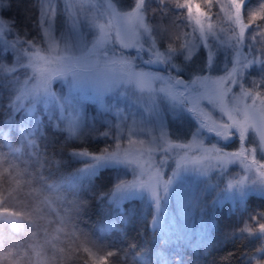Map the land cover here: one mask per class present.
Here are the masks:
<instances>
[{
	"label": "snow or ice",
	"instance_id": "1",
	"mask_svg": "<svg viewBox=\"0 0 264 264\" xmlns=\"http://www.w3.org/2000/svg\"><path fill=\"white\" fill-rule=\"evenodd\" d=\"M63 3V10L67 16V21L70 26V31L61 35L63 48L60 47V42L52 34V25L57 16V6ZM208 9L213 6V0H205ZM246 0H229L227 5H220V13H223L221 20L226 19L229 25L228 29L219 28L214 30V26L209 23L207 28L200 17L210 20L211 16L208 11H202L200 4H193L191 0H133L131 11L113 12L105 23H97L92 21L94 27L98 29L96 40L92 41V48L89 49L84 43L83 34L77 29L76 11L78 8H83V2L80 0H38L39 17L38 27L40 35L38 38L28 39L27 35L21 36L19 31L14 27V21L5 22L0 18V40L4 38L5 24L12 31L7 35L12 37L4 48L0 50L6 59L7 55L15 53V63L11 66L0 62V73L10 74V78L14 81L18 79L17 73L22 72L26 79L22 82L20 95L10 97L8 103L4 106L7 113L4 121V127H0V141L5 142V146L9 148L7 155L19 159L20 156L26 157L21 162L25 165L24 170H18L17 165L13 161L5 159L3 154H0V165L8 164L11 172L17 175H27L33 178L40 185L43 191L47 193H57V200H52L51 196H47L42 200V204L46 207L40 211L50 209L51 204L59 203L61 205L60 212L62 215L57 217L56 223L61 227L55 231L60 233L63 231V226L70 224L72 219L71 207L66 206L61 197H59L60 185L58 183L49 184L52 171L48 165L52 160L47 154V144H42L41 141L46 140L44 131L45 125L40 115H34L35 102L43 101L45 104L51 102L56 112H47L45 116L48 122L55 128H59L56 121L65 119L64 113L71 109L76 115L68 118L69 136L73 135L83 123V116L77 103H73L75 99L74 92H91V95H85L84 99H89L101 104L102 112H108L110 109L103 106V96L108 92L113 91L118 87L116 80L110 78L106 74V70L110 64L122 63L129 68L136 70L125 74V78L134 79L142 92H147L150 97L158 96L163 93L164 96L172 100L173 109L176 107V102L179 101L181 106L190 103L192 105L188 110L199 120V128L194 134L193 139L200 136L202 130L214 134L220 138L224 145L235 138L239 142L238 150L225 152L223 146L213 145L211 149H204L202 142H199V147L196 151L211 152L213 155L221 157V163H239L243 166L246 172H252L256 167L264 168L256 159L257 152L261 153L260 160H264V59H258L255 53L259 51L261 56H264V40L258 39L255 35L258 29H264V25H258L251 33L246 31L252 28L258 20L264 21V2H261L256 10L250 11L245 20L244 5ZM155 4V8H153ZM111 7V6H110ZM195 8L196 16H193ZM186 9L187 15L184 16L179 10ZM182 17V21H193L190 25L185 24V27H191V33H184L185 39H181V34L171 32L166 28L164 21L169 19L168 14ZM217 13V15H220ZM151 14V15H149ZM157 14L159 19H157ZM110 27L111 32H106L105 29ZM223 32L225 36H220L218 33ZM193 33H198V36H193ZM112 36V41L108 37ZM260 36L264 37V31H260ZM146 37V39H145ZM190 38V39H188ZM210 40H215L216 43H210ZM247 41V42H246ZM256 41L262 46L257 49L252 42ZM112 43V47H105L100 53V59L94 63L90 61V57L95 54L96 50L102 45ZM119 45V52L116 51L115 45ZM145 44L148 45L145 48ZM160 47H157V45ZM206 48V59L198 71L199 74H194L190 81H185L178 78L182 71L180 67L173 62L176 53L183 54L185 61H191L193 55L198 48ZM163 48V51L161 50ZM214 49L222 50L228 56V63L225 64L223 75H204L203 73H211L215 71L213 62L217 56ZM79 52L80 54L73 55L72 53ZM112 53L110 56L109 53ZM146 55L148 58L143 59ZM118 57V60L115 59ZM137 59H142L143 65L149 66L147 70L139 64H134ZM27 61V63H25ZM103 61V64L101 63ZM152 66H156L157 70H153ZM28 69H31L29 73ZM255 71V74L253 70ZM177 72V76H172L171 72ZM69 74L71 78H69ZM36 81V84L29 87V81ZM56 81H63L68 85V94L57 95L53 91V84ZM159 81L162 87H154ZM199 84L204 91L193 94V86ZM183 89V91H181ZM233 89H236L234 91ZM187 93V95H185ZM31 97L32 106L25 108L22 103L14 102L21 101L24 98ZM207 100L214 109H218L221 117L214 118L211 112L205 111L200 107L202 100ZM152 109L158 113L155 99L152 101ZM119 112V109H116ZM23 113L21 119H15L18 113ZM58 113V115L56 114ZM121 119H124L121 116ZM108 122V121H107ZM94 123V121H93ZM109 130L100 133L105 137L113 136L114 143L106 146L96 155L86 148L73 151L71 154L74 157L87 158L94 162V165L99 164H126L133 166L139 170L140 175L144 174V166L140 159H132L129 157L127 150L120 147L121 136L119 133V124L108 122ZM115 128L113 135L112 129ZM15 129L19 135L20 145L15 146L10 141V132ZM258 135V145L256 147H246V142L249 141V135ZM161 144L156 148H148L146 150L149 160H151L154 151L157 149L165 153L164 159L167 158V152L170 148H178L187 150L192 148V144L177 143L171 144L167 139V133L163 126L160 127V135L158 137ZM131 138L128 139L129 144L136 143ZM143 143V141H139ZM168 145V147H164ZM144 153H140L143 156ZM248 156H252L251 161ZM89 166H85V171ZM163 167L161 162L160 168ZM180 164H177V170L173 171V178L180 174ZM160 168L156 169L155 182L145 183L143 181H122L120 182L113 196L117 192L139 191L149 194L152 201L155 203L157 211L161 207V201L166 200L169 194L173 180L163 182L161 191L162 173ZM223 170V169H222ZM11 172L9 175H11ZM47 173V176H45ZM264 178V172L260 173ZM247 177H242L235 183L229 182L227 190L237 189V192L246 194L249 190ZM251 185H259L260 190L264 191V179L259 183L252 180ZM241 211L244 206H241ZM8 210L4 209L6 213ZM15 217L22 213H11ZM53 215H57L53 213ZM257 217L259 219H257ZM258 223L259 227H254L248 221ZM5 225L11 224L12 230H0V254L11 260L17 259L21 254V249H28L31 245L28 259L34 260L35 264H40V251L42 244L40 235H33L32 229L41 228L40 224L29 223L22 226L20 221L14 219H5L2 221ZM155 224V221H153ZM27 229V238L23 241L16 239V234ZM43 246L49 244V236L51 233H43ZM75 238V232L70 233ZM233 238L241 240H250L259 237V244L254 252H246L245 264H264V211H258L255 215L249 214L245 219L244 224L239 229H234L230 234ZM55 239V237H53ZM131 247V246H130ZM57 249V254H59ZM85 252L91 253L89 248H84ZM122 251L113 252L109 250L106 255L95 261L94 264H108L109 258L113 255H120Z\"/></svg>",
	"mask_w": 264,
	"mask_h": 264
},
{
	"label": "rangeland",
	"instance_id": "2",
	"mask_svg": "<svg viewBox=\"0 0 264 264\" xmlns=\"http://www.w3.org/2000/svg\"><path fill=\"white\" fill-rule=\"evenodd\" d=\"M126 1V0H125ZM79 3L80 0H77ZM83 8H78L76 15L77 29L83 34L84 43L89 49L92 48V41L96 40L98 36V29L93 26L92 21L97 23H105L113 10L117 13L123 11H131L130 9H124L117 6L113 0H82ZM131 6H133V0H130ZM229 0H218V4L215 7L213 13L209 14L211 19H205L200 17L207 28V25L211 23L214 26V30L219 28L228 29L229 25L226 19L221 20L223 13H220V5H227ZM111 6V7H110ZM57 16L52 25V34L60 42V47L63 48V41L61 35L70 31V26L67 21V16L63 10V3L57 6ZM220 13V15H217ZM39 4L38 0H0V18L5 22L14 21V27L19 31L21 36L27 35L28 39L38 38L40 35V29L38 27L39 17ZM193 16H196L195 8L193 9ZM193 21H189L191 24ZM192 30V29H191ZM254 29L249 28L246 31V38L248 33H251ZM12 31L5 24V35L0 40V50H2L6 43L9 42L12 37L7 35ZM106 32H111L112 29L107 27ZM192 32V31H191ZM220 36H225V33L219 32ZM193 36H198V33H193ZM255 35L258 39L264 40V37L260 36V30H257ZM113 37L109 36L108 40L112 41ZM146 39V37H145ZM190 39V38H188ZM247 42V41H246ZM210 43L215 44V40H210ZM259 49L262 45L256 41L252 42ZM112 43L102 45L97 49L95 54L90 57L91 62H95L100 59V53L103 48H111ZM116 51L119 52V45L116 44ZM148 45L145 44V48ZM157 47H160L158 44ZM162 50V48H161ZM200 50L203 52H200ZM206 48H198L194 55L198 53L201 57H206ZM217 52V56L213 62L214 72L203 73L204 75H223L225 64L228 63V56L222 50ZM7 55L6 59L3 53L0 52V62L11 66L15 63V53ZM73 55H79V52L72 53ZM111 56L112 53L110 52ZM193 55V57H194ZM258 59H264L259 51L255 53ZM184 58L180 52L176 53L173 60L175 64L178 58ZM192 57V58H193ZM202 57V58H203ZM143 59L148 57L144 55ZM118 60V57H115ZM205 60V59H204ZM27 63V61H25ZM103 64V61H101ZM204 63V61H203ZM134 64H139L146 70L149 66L143 65L142 59H137ZM181 69L183 67L179 66ZM153 70H157L155 66H152ZM184 69V68H183ZM136 70L135 68H129L122 63L110 64L106 70L107 76L114 79L118 83V87L113 91L108 92L103 96V106L109 108L108 112H102L101 104L89 99H84L85 95H91V92H74L75 99L73 103H78L81 114L83 116V123L75 133L69 136L68 118L74 117L76 114L69 109L64 113L65 119L63 121H56L59 124V128L55 129L49 122L45 114L47 112H56L51 102L45 104L43 101L35 102L34 115H40L45 125L44 131L46 133V140L41 141L42 144H49L57 140L74 141L76 145H79L83 140H99L105 147L114 143L113 136L105 137L100 135L104 131H108L109 124H119V135L121 136L120 147L123 150H127L129 157L132 159H140V162L144 166V174L140 175L139 170L134 169L133 166L126 164H99L94 165V162L87 159L88 170L85 171V166L77 173L72 175L64 184L67 187H71L75 190L86 189L89 192H101L102 190L110 191V200L120 206H126L127 210L122 213L118 219L112 224L95 231L96 240L101 243H112L115 240H119L124 235V230L128 223L129 218L133 213L134 205L132 200H141L140 207L145 211L147 216L151 220V225L162 230L168 241H172L175 238H183L187 245L192 248L193 259L196 264L197 259L208 254L214 247L221 246L225 241L233 238L230 234L234 229H239L243 226L245 219L249 214L255 215L258 211H264V191L260 190L259 185H251L252 180H256L258 183L261 179L260 173L264 172V168L256 167L252 172H246L242 165L237 163H221V157L213 155L211 152L196 151L199 147V142H202L204 149H211L215 144L218 147L223 146L225 152H232L238 150L239 142L233 138L232 141L224 145L220 141L219 137H216L212 133L202 130L200 136L193 139L194 134L199 128V120L188 109L192 107L190 103L185 106H181L179 101L176 102V107L173 109V101L168 97L160 93L158 96L150 97L147 92H142L140 87L134 79L125 78L126 73ZM29 73L31 69H28ZM255 69L253 70L255 74ZM194 74H199L198 71H191L190 78H186L182 74V71H172V76H182L184 80L190 81ZM18 79L16 81L10 78V74L0 73V102L2 106H5L10 97H16L20 95V89L22 82L26 79L22 72L17 73ZM69 78L71 75L69 74ZM36 84V81H29V87ZM159 81L156 82L154 87H162ZM194 92H203L204 89L196 84L193 86ZM236 91V89H233ZM53 91L57 95H67L68 85L63 81H56L53 84ZM183 91V89H181ZM187 95V93H185ZM155 99L158 113L152 109V101ZM22 103L25 108L32 106L31 97L24 98L21 101H15ZM200 107L205 111L211 112L214 118H220L221 114L218 109H214L208 101L202 100ZM116 109L120 111L117 112ZM58 115V113H56ZM23 113L21 114V116ZM121 116L124 119H121ZM187 118L190 123H194V130L191 134L187 135L186 131H176L177 128L183 125L184 119ZM21 119V117H20ZM19 119V120H20ZM94 121V123H93ZM108 121V122H107ZM163 126L167 133V139L171 144L185 143L192 144V148L186 151L178 148H170L167 152V158L164 159L165 153L159 149L154 151L151 160L147 156L146 150L148 148H156L162 141L158 139L160 135V127ZM116 129L113 128V135ZM186 137V138H184ZM131 138L136 143L129 144L128 139ZM184 142H181V140ZM139 141H143L140 143ZM10 143V142H9ZM258 145V135L250 133L249 141L246 142V147H256ZM21 146V145H20ZM164 147H168L165 145ZM9 148L7 146L0 147V154L5 156L8 161H13L17 165L18 170L25 169V165L21 162L26 159L24 156H20L19 159H15L12 156L7 155ZM140 153H144L140 156ZM100 154V153H99ZM97 154V155H99ZM261 153L257 152L256 159L264 164V160H260ZM252 156H248V160L251 161ZM161 162L163 167L160 168ZM180 164V174L173 178V171L177 170V164ZM8 164H2L0 167L8 168ZM160 168L162 173L161 178V191L163 188V182L169 179L173 180L171 187L169 188V194L166 200L161 201V207L157 211L155 203L146 192L129 191V192H117L113 196L117 185L122 181L132 182L143 181L145 183L155 182L156 169ZM223 169V170H222ZM11 172V170H10ZM11 174L17 175L15 172ZM100 177H96V176ZM26 178L29 183L31 177L27 175H17ZM247 177V183L250 185L246 194L237 192V189L233 188L227 190L229 182L235 183L242 177ZM230 179V180H229ZM229 180V181H228ZM52 194V193H51ZM52 200H57V193ZM36 192L33 199L34 207L36 206ZM60 196V193H59ZM30 198V195L27 196ZM27 202H29L27 200ZM10 203V201H9ZM129 204H131L129 206ZM30 206L32 204H29ZM241 206H244V210L241 211ZM46 206L44 205V208ZM56 213L57 215H53ZM46 216V226L40 232V239L42 247L40 251L42 255L40 257V264H49L51 256L53 254V247L55 242L59 238L62 232L57 233L55 230L60 228L61 225L56 223L57 217L61 215L60 208L57 204H51L50 209L44 210ZM257 219H259L257 217ZM155 221V224L153 223ZM249 224H253L258 228V223L249 220ZM71 230V227L66 225ZM68 229V230H69ZM43 233H51L49 236V244L43 246ZM55 237V239H53ZM259 238V237H258ZM259 244V239H258ZM124 254V253H123ZM125 255L129 258V263L134 264L137 257L131 253L125 252ZM122 262V261H121ZM119 262V264H122ZM140 262L144 264H167L166 261L161 258H140ZM32 264L35 261L32 260Z\"/></svg>",
	"mask_w": 264,
	"mask_h": 264
},
{
	"label": "trees",
	"instance_id": "3",
	"mask_svg": "<svg viewBox=\"0 0 264 264\" xmlns=\"http://www.w3.org/2000/svg\"><path fill=\"white\" fill-rule=\"evenodd\" d=\"M113 1L120 8H132L130 0ZM180 2H184V0H180ZM191 2L194 5L200 4L201 10L208 11L209 14L214 12L218 4V0H213V6L209 10L205 0H191ZM261 2H264V0H246L244 5L245 20L250 11L256 10ZM155 7V4H153V8ZM179 11L184 16L187 15L186 9ZM168 16L169 19L164 21L165 27L169 28L173 33L178 31L181 34V39H185L186 37L183 34L191 33L192 31L190 26H184L189 24V21H182V17L173 16L172 13H169ZM157 19H159L158 14ZM258 25H264V21L258 20L251 29L257 28ZM258 30L264 31V29ZM200 52L202 51L200 50ZM202 57L200 53L194 55L191 61H185L184 58L179 57L176 63L184 68H182V74L186 78H190L191 71L197 72L203 65L206 57ZM21 114L22 112L16 115L15 119L17 121H19ZM6 116L5 107L0 102V127H4ZM184 121L183 125L177 128L176 131L184 132L187 130L186 133L189 135L194 130V123H190L187 118ZM9 142L15 146H20L19 135L15 129L10 132ZM181 142H184V140L182 139ZM4 144L5 142L0 141V147H3ZM81 148H86L97 155L105 148V145L99 140L87 139L76 145L74 141L67 138L47 144V154L52 160V163L48 165L52 171L51 179L48 180V183H58L60 185L61 192L59 197L63 199L66 206L71 207L72 214V219L70 224H68L71 230L69 227L63 226V231L53 247L54 250L49 264H94L95 261L106 255L109 250L114 253L121 250L122 254L110 257L108 264H119L121 261L122 264H131L125 252L137 257L134 264H144L140 262V258H161L167 264H195L192 261V248L187 245L186 241L180 237L168 241L162 230L151 225L150 218L140 207L142 201L138 199L132 200V205H134L133 213L128 220L121 239L105 244L96 240L95 231L115 222L122 213H125L127 207L117 205L110 200V191L108 190L91 193L86 189L75 190L64 184L72 175L79 172L89 163L86 158L72 156L71 153L73 151ZM7 167H0V230H12L11 224L5 225L2 221L14 219L20 221L22 226L29 223L42 225L39 229L35 227L32 229L33 235H40V232L46 226L44 210L40 211V209H44L42 200L47 196L54 197L56 194L43 191L33 178L29 181L30 185L23 176L9 175L11 168L9 165ZM45 176H47V173H45ZM96 177L100 176L97 175ZM35 192L37 197L35 196L36 206L34 207L32 198ZM28 195H30V198H27ZM29 204L32 205L30 206ZM58 206L59 208L61 207L59 203ZM4 209L8 211L5 213ZM13 212L22 213V215L13 217L10 215ZM72 232H75V238L70 235ZM26 238V228L16 234L18 241L26 240ZM258 239V237L250 240L231 238L221 246L214 247L205 256L197 259L196 264H245L246 257L244 254L255 251L258 246ZM30 248L31 245H29L28 249H21L20 256L11 261L5 258L3 254H0V264H32V261L27 258ZM84 248H89L91 253L85 252ZM57 249L60 250L59 254H57Z\"/></svg>",
	"mask_w": 264,
	"mask_h": 264
},
{
	"label": "water",
	"instance_id": "4",
	"mask_svg": "<svg viewBox=\"0 0 264 264\" xmlns=\"http://www.w3.org/2000/svg\"><path fill=\"white\" fill-rule=\"evenodd\" d=\"M156 67V66H155ZM178 78H180V79H183L184 80V78L182 77V76H180V77H178Z\"/></svg>",
	"mask_w": 264,
	"mask_h": 264
}]
</instances>
